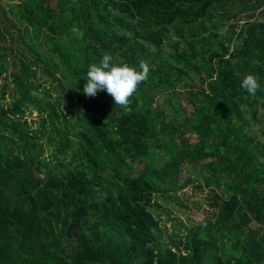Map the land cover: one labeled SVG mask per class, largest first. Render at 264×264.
<instances>
[{
  "label": "trees",
  "instance_id": "obj_1",
  "mask_svg": "<svg viewBox=\"0 0 264 264\" xmlns=\"http://www.w3.org/2000/svg\"><path fill=\"white\" fill-rule=\"evenodd\" d=\"M255 12L264 0H0V264H264ZM105 52L150 65L127 108L83 94ZM194 182L214 215L166 242L155 196Z\"/></svg>",
  "mask_w": 264,
  "mask_h": 264
},
{
  "label": "rangeland",
  "instance_id": "obj_2",
  "mask_svg": "<svg viewBox=\"0 0 264 264\" xmlns=\"http://www.w3.org/2000/svg\"><path fill=\"white\" fill-rule=\"evenodd\" d=\"M262 14H257L255 12V19H263ZM235 19L246 20V16L236 15ZM233 19V20H235ZM4 23L0 22V25L5 28ZM232 21H228L223 27L220 28V34H225L228 30V26ZM243 25V21L239 24ZM5 81V80H4ZM11 92V90H9ZM60 94V93H59ZM163 100H159L158 103H163ZM182 107L190 110V106L186 102H181ZM38 115L33 112L28 119V122L32 124L33 127L37 125ZM196 136L192 137L195 141ZM48 154V148L46 147ZM188 170L191 173L192 168L189 166ZM203 165L197 166V170L201 171ZM200 177V174H196ZM158 205H154L151 208L154 215L161 220V229L163 231V240L166 242L180 241L183 240L188 227L192 224L202 223L203 220L210 219L213 217L215 212L214 208L211 207L212 199L209 193V189L199 188L196 182L190 183L187 188L181 190L177 193L167 194L162 197L160 195L155 196Z\"/></svg>",
  "mask_w": 264,
  "mask_h": 264
},
{
  "label": "clouds",
  "instance_id": "obj_3",
  "mask_svg": "<svg viewBox=\"0 0 264 264\" xmlns=\"http://www.w3.org/2000/svg\"><path fill=\"white\" fill-rule=\"evenodd\" d=\"M150 71V65L145 60H140L138 66H130L126 62H114L112 55L105 52L99 65L89 66L84 76L83 94L95 97L99 91H106L115 105L127 108L139 85L148 80ZM241 87L249 95L255 96L260 84L257 78L249 73L243 76Z\"/></svg>",
  "mask_w": 264,
  "mask_h": 264
}]
</instances>
